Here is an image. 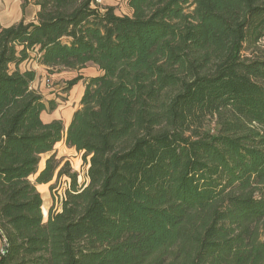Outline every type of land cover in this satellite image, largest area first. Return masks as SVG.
Here are the masks:
<instances>
[{
    "label": "trees",
    "instance_id": "16d2710c",
    "mask_svg": "<svg viewBox=\"0 0 264 264\" xmlns=\"http://www.w3.org/2000/svg\"><path fill=\"white\" fill-rule=\"evenodd\" d=\"M31 4L0 22V264H264V0ZM30 60L101 72L68 126L43 120ZM61 142L83 185L39 169ZM63 177L44 222L38 186Z\"/></svg>",
    "mask_w": 264,
    "mask_h": 264
},
{
    "label": "rangeland",
    "instance_id": "374dc122",
    "mask_svg": "<svg viewBox=\"0 0 264 264\" xmlns=\"http://www.w3.org/2000/svg\"><path fill=\"white\" fill-rule=\"evenodd\" d=\"M28 1L30 3L25 4V0H0L1 24H10L18 21L20 18L28 20L34 18L33 4H31V0ZM98 3L103 7L115 8L118 15H132L129 0H98ZM262 46H264V41L262 42ZM92 72V69L78 71L77 73L64 70H38V77L33 84V88L42 95L48 107V110L42 115L45 122H49L55 117H60L64 121L72 114L80 101L81 86H76L80 81L72 88L69 85L74 79ZM51 103H55V110H50ZM51 155H55L57 159H62L64 162L70 163L72 171L78 174L79 184L83 185L88 181V166L83 162L81 154H78L74 149L68 148L64 142L58 143L51 154L42 157L39 167L40 170L45 167V162ZM31 181L35 183L36 176L31 177ZM69 185L70 180L67 177H63L58 182L55 180L50 185L39 187V192L43 199L42 211L44 222L48 220V214L51 208L58 206V202ZM1 244L0 251L3 248Z\"/></svg>",
    "mask_w": 264,
    "mask_h": 264
},
{
    "label": "crops",
    "instance_id": "0c3cea01",
    "mask_svg": "<svg viewBox=\"0 0 264 264\" xmlns=\"http://www.w3.org/2000/svg\"><path fill=\"white\" fill-rule=\"evenodd\" d=\"M32 7L34 8L33 10H34V18H32L31 20H28V19H19L18 21H16V22H13V23H10V24H5V25H3L4 27H8V26H11V25H13V24H17V23H19L20 21H22V20H24L25 21V23H30V22H33L34 21V19H35V15H36V13H37V11H38V8L36 7V6H34V5H32ZM89 67V68H88ZM86 69H83V70H88V69H92V73H88V74H85V75H83V80H81L76 86H81V94H80V101H79V104H78V106H77V108L75 109V110H73V112H72V114L67 118V119H65L64 121H63V119H61L60 117H55V118H53L51 121H49V122H52L53 120H61V121H63L64 123H65V125L66 126H68L69 124H70V122H71V120H72V117H73V114H74V112L77 110V109H79L80 108V102H81V99H82V96H83V94H84V92H85V80L86 79H88V78H91V77H96V76H99V75H101V72L96 68V67H94V66H88ZM20 69L22 70V71H27V70H34V71H36L37 72V77H38V70H40V69H45V70H49V69H47V68H45V67H42V66H40V65H38L35 61H33V60H30V61H27V62H25V63H23L21 66H20ZM83 70H81V71H83ZM65 71V70H64ZM67 72H72V73H77L78 71H67ZM36 82V81H35ZM49 122H47V123H49ZM63 143V142H62ZM55 181V180H54ZM53 181V182H54ZM53 182H51V183H49V184H45V185H40V186H38V190H39V187H44V186H46V185H50V184H52ZM0 244H1V241H0ZM2 245V244H1Z\"/></svg>",
    "mask_w": 264,
    "mask_h": 264
},
{
    "label": "built area",
    "instance_id": "2783aa9c",
    "mask_svg": "<svg viewBox=\"0 0 264 264\" xmlns=\"http://www.w3.org/2000/svg\"><path fill=\"white\" fill-rule=\"evenodd\" d=\"M3 251V249L1 250V252Z\"/></svg>",
    "mask_w": 264,
    "mask_h": 264
}]
</instances>
